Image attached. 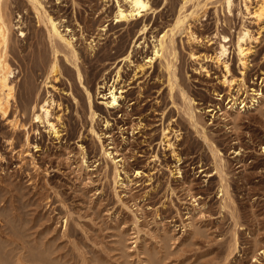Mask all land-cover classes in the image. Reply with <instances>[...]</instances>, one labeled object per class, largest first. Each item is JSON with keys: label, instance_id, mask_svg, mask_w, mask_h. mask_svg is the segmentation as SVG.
Masks as SVG:
<instances>
[{"label": "rangeland", "instance_id": "rangeland-1", "mask_svg": "<svg viewBox=\"0 0 264 264\" xmlns=\"http://www.w3.org/2000/svg\"><path fill=\"white\" fill-rule=\"evenodd\" d=\"M38 1H3L0 264H264L263 0Z\"/></svg>", "mask_w": 264, "mask_h": 264}, {"label": "bare ground", "instance_id": "bare-ground-1", "mask_svg": "<svg viewBox=\"0 0 264 264\" xmlns=\"http://www.w3.org/2000/svg\"><path fill=\"white\" fill-rule=\"evenodd\" d=\"M4 0H0V109L3 110V111H6L8 106H9V103H10V100L11 98L14 97V86L13 84L10 82L9 80V77H10V74L12 72V68H11V65L9 64V62L7 61V47H8V43H9V33H10V21L7 17L4 16L3 14V10H4V7H3V2ZM34 2V4L36 5L37 3H39L38 0H32ZM127 3L129 4V7L130 9H125L122 7L121 4H119L118 6V10H117V13H116V17H118L120 20H131L133 18H136L138 15H142V13H146L147 11L149 10H152L153 9V5L151 4L150 0H126ZM31 2V3H33ZM186 2V1H185ZM199 4V2H198ZM227 4L228 6L230 7L232 5V1L231 0H227ZM41 5H42V2H41ZM40 5V6H41ZM206 5V4H205ZM202 7V6H201ZM228 7V8H229ZM35 8V7H34ZM38 9V8H37ZM36 9V11H37ZM46 9V8H45ZM39 11V10H38ZM47 11V10H46ZM195 11V10H194ZM182 12V11H181ZM179 12V14L177 15L175 21H174V24L173 26L166 30L162 35L161 37L157 40V44L155 45V49H154V54L151 55L149 57V59L147 60V62L150 64V66H152V62L159 58L160 60L162 59H165L167 57H169V49L171 48L170 45H171V40L169 37L172 33H174V29H178V28H182V26H184L186 20H187V14H183ZM196 12V11H195ZM40 13V11H39ZM49 14V13H48ZM194 14V12H193ZM196 14V13H195ZM45 15V14H44ZM256 15L261 17L264 15V0L263 2L261 3V5L259 6L257 12H256ZM46 16V15H45ZM50 16H52L50 14ZM46 17V19L48 18V22H49V36H50V39L51 41L53 42V38H60L64 41H66L68 44H71V41L68 40L67 38H65L59 28H58V25L57 23L55 22V20L52 18V17ZM42 17V16H41ZM258 17V18H259ZM41 21L43 20V18H40ZM44 22V21H43ZM47 26V25H46ZM187 26V25H186ZM147 28V25L144 24L143 27H142V30L140 32V34L144 33L145 30ZM169 37V38H168ZM241 37V36H240ZM244 37V36H243ZM168 38V39H167ZM224 38H226V36H224ZM246 38V37H245ZM245 38H242L241 37V40L245 39ZM170 44H169V42ZM173 40V39H172ZM238 47H239V52L243 55V57L245 58L246 55H247V52L245 51L246 48L243 47L242 45V42L239 41L238 43ZM57 50V49H56ZM248 50V49H247ZM172 51V49H171ZM227 53V47L225 44H221V47H220V51L216 54V58L217 60L219 61H223V58L225 57ZM130 54V53H129ZM169 54L167 57L166 55ZM172 54L175 55V53H173L172 51ZM57 55V54H56ZM74 55H75V52H74ZM54 57V56H53ZM242 57V63L245 64V59H243ZM176 58V57H175ZM177 59V58H176ZM166 60V59H165ZM171 60V58H170ZM167 61V60H166ZM169 61V60H168ZM171 62V61H170ZM170 62H166L168 64V68L170 69V65H172V63ZM167 64H166V67H167ZM174 64V63H173ZM226 68H227V71H229V67H228V64H226ZM175 69V68H174ZM173 69V74H174V70ZM59 69H58V63H57V60H54L51 64V67H50V76L51 74L52 75H55L56 73H58ZM170 71V70H169ZM172 72V71H171ZM170 74V73H169ZM171 75V74H170ZM176 75V73H175ZM79 76L81 78V74L79 73ZM53 77V76H52ZM170 81H171V84H173L171 78H170ZM235 80L234 79H230L228 78L227 76H225V78L223 79V83L224 84H227L229 86H232L233 85V82ZM175 82V81H174ZM177 82V81H176ZM178 83V82H177ZM176 83V84H177ZM175 84V83H174ZM175 86V85H174ZM173 87V86H172ZM171 87V88H172ZM115 87L111 90L110 94H111V104L112 105H116L119 103V96L116 95V91H115ZM186 96V95H185ZM89 99H90V93H89ZM188 99V98H187ZM186 99V100H187ZM190 100V99H189ZM257 101L259 102V99H257ZM188 102V101H187ZM191 104V100L188 102ZM35 105V104H34ZM90 106H91V100H90ZM36 107V106H35ZM34 107V108H35ZM37 108H40L42 109L43 111H45L46 113H48V108H47V101H44L43 103H39L38 102V105H37ZM91 109H92V106H91ZM191 109V108H190ZM92 112L94 114V111L92 109ZM189 115L193 116V113L189 111ZM37 118H39V115H36ZM52 128L54 129L55 133H57V131H59L55 125L52 124ZM105 152V151H104ZM106 153V152H105ZM225 188V187H224ZM226 189V188H225Z\"/></svg>", "mask_w": 264, "mask_h": 264}]
</instances>
